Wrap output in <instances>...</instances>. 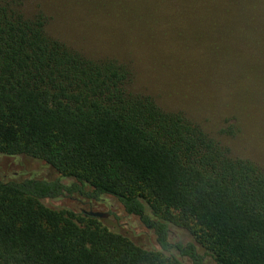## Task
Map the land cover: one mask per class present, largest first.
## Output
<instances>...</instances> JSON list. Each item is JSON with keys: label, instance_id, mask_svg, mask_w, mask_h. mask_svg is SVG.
I'll list each match as a JSON object with an SVG mask.
<instances>
[{"label": "trees", "instance_id": "obj_1", "mask_svg": "<svg viewBox=\"0 0 264 264\" xmlns=\"http://www.w3.org/2000/svg\"><path fill=\"white\" fill-rule=\"evenodd\" d=\"M26 1L0 0V155L44 161L74 182H0V264H204L194 244L170 243V225L195 236L215 264H264V169L132 91L125 66L51 37L43 14L24 12ZM226 12L182 8L205 39L260 37V21L264 37V20L241 27ZM247 70L263 97V55ZM74 193L116 198L180 258L42 203Z\"/></svg>", "mask_w": 264, "mask_h": 264}, {"label": "rangeland", "instance_id": "obj_2", "mask_svg": "<svg viewBox=\"0 0 264 264\" xmlns=\"http://www.w3.org/2000/svg\"><path fill=\"white\" fill-rule=\"evenodd\" d=\"M183 6H221L223 15L228 9L239 18L241 27L264 20V0H27L24 12L43 14L48 34L72 50L89 59L125 66L132 91L151 96L165 111L183 114L232 155L264 169V96L257 97L255 83L245 78L251 75L246 70L255 57L261 54L264 59L262 21L257 31L260 37L236 34L205 39L198 33L202 26L182 13ZM58 179L66 185L74 182L44 161L0 155L2 183ZM42 203L56 211L91 215L143 249L180 258L175 249L162 250L151 227L127 214L112 196L90 199L74 193ZM147 214L153 219L149 209ZM169 229L172 245L192 243L204 264H215L195 236L173 225ZM181 259L183 264H192L187 257Z\"/></svg>", "mask_w": 264, "mask_h": 264}]
</instances>
